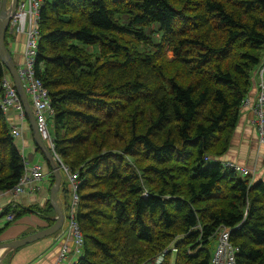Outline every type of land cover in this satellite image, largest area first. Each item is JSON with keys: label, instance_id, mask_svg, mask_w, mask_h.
<instances>
[{"label": "trees", "instance_id": "1", "mask_svg": "<svg viewBox=\"0 0 264 264\" xmlns=\"http://www.w3.org/2000/svg\"><path fill=\"white\" fill-rule=\"evenodd\" d=\"M38 29L35 77L78 182L72 264H144L165 249L161 264H210L221 227L236 264H264V179L216 160L264 53V0H43ZM24 164L0 110V192ZM59 190L67 214V178ZM51 208L18 205L11 221Z\"/></svg>", "mask_w": 264, "mask_h": 264}, {"label": "built area", "instance_id": "2", "mask_svg": "<svg viewBox=\"0 0 264 264\" xmlns=\"http://www.w3.org/2000/svg\"><path fill=\"white\" fill-rule=\"evenodd\" d=\"M42 4L43 0H17L14 14L10 18L7 31L9 30L11 33L25 35L23 62L16 67L17 73L26 96L30 99L29 103L34 113L37 131L50 150L59 169L65 173L70 185L71 195L69 209L66 214V232L72 235L73 247L69 250L67 244H63L56 261L53 263L66 264L65 259L68 253L79 256L82 251V236L75 219V212L79 199L77 194L78 182L76 180V173H70L68 167L61 162L58 154L55 152L54 138L50 130V121L54 115V108L48 97L47 89L41 80L35 77L38 40L40 38L38 18ZM253 79L254 94L248 93L242 99L240 109L248 114L249 123L254 128L257 148H264V53L253 71ZM0 110L6 117L12 137H22L21 125L9 122L6 115L9 110H15L20 123L26 120L19 96L11 77L7 73L3 75L0 81ZM256 155L257 158L264 163V152L261 153L258 151ZM216 160L220 161L219 158ZM221 162L223 165L239 174L242 178H249L250 181H254L261 177L258 173V168H248L233 161ZM43 177L44 174L39 164H33L31 166L26 163L24 164L23 174L19 177L18 181L10 189L0 192V195L6 193L11 195V200L8 201L6 205L0 204V216H2L5 221H11L13 219L14 214L12 209L19 205L15 199L17 195L24 193L26 189H34L33 183L39 182ZM8 205L11 208L10 212L2 215L5 207ZM62 231L61 229L59 232ZM229 236L230 229L226 227H221L215 233V247L211 255L210 264H236V255L239 247L231 242ZM171 251H174V249ZM166 252L167 249L163 250V252L157 255L153 260L144 264H161Z\"/></svg>", "mask_w": 264, "mask_h": 264}, {"label": "crops", "instance_id": "3", "mask_svg": "<svg viewBox=\"0 0 264 264\" xmlns=\"http://www.w3.org/2000/svg\"><path fill=\"white\" fill-rule=\"evenodd\" d=\"M9 1L10 0H7V5L9 4ZM24 43V34L11 33L9 30L5 34V46L7 47L11 57L13 58L16 67L23 62ZM252 89L253 88H251V90ZM252 94H254V90ZM6 115L9 122L21 125L22 137L14 138L15 144L21 152V155L27 156V158H25V161H31V163L39 164L44 174V177L39 182L33 183L34 189H26L24 193L17 195L15 199L21 207H26L34 204L41 208L45 204L46 200L49 199L50 179L48 174V164L46 163L42 154L36 150L27 120H24L22 123H20L17 117V112L15 110H9ZM242 117L243 115L239 116V120L228 151L219 159L223 162L233 161L250 168L256 154L254 153L256 149V144L254 142L255 133L252 127L247 123L245 118ZM60 171L61 169H59V173ZM62 174H64V177L66 178L65 173L63 172ZM62 174H60L61 182L63 181ZM59 189L57 192V202L59 203L64 215V220L61 228L63 231L51 236L38 239L27 245H23L22 247H19L15 251H13V253L10 251L12 253V256L9 259L8 256L10 252H2V254L0 255V264H53L56 261L60 248L63 244H67L69 250L73 247L72 235L66 232L67 220L64 210V199ZM10 200V194L6 193L0 195L1 205H6ZM31 213L35 212H30L27 214ZM54 217L55 213L52 208L48 210L44 216H40V218H37L34 215L25 216L18 220L19 223L12 230H10L9 235L0 239V242L18 239L27 234L40 230L48 226V221H52ZM2 219L3 218L0 217V221H2ZM4 222L6 221L4 220ZM74 257L75 255L68 253L65 259V263L72 264L73 262H75Z\"/></svg>", "mask_w": 264, "mask_h": 264}, {"label": "water", "instance_id": "4", "mask_svg": "<svg viewBox=\"0 0 264 264\" xmlns=\"http://www.w3.org/2000/svg\"><path fill=\"white\" fill-rule=\"evenodd\" d=\"M17 0H10L7 5V0H0V60L4 67H6L9 76L13 82V85L16 89V92L19 96L21 105L23 107L26 120L29 125V129L32 133V139L35 144V147L42 154L46 163L48 164L49 169L53 174V183L49 188V202L55 213L52 224L25 235L24 237L0 242V250L10 252L15 251L20 246L34 242L38 239L57 234L61 228L64 220V215L61 210L59 203L57 202V192L61 183V176L59 173V167L56 161L53 159L52 154L48 147L45 145L41 139L38 131L36 120L32 107L28 101L25 90L17 73L16 64L14 63L13 58L11 57L7 47L5 46V32L7 30L11 16L14 14L15 6Z\"/></svg>", "mask_w": 264, "mask_h": 264}, {"label": "rangeland", "instance_id": "5", "mask_svg": "<svg viewBox=\"0 0 264 264\" xmlns=\"http://www.w3.org/2000/svg\"><path fill=\"white\" fill-rule=\"evenodd\" d=\"M95 49V47H89V50L90 51H93ZM5 68V73L7 72V69H6V67H4ZM7 74H8V72H7ZM253 81H254V79H253ZM253 84V83H252ZM251 88H253V85H252V87ZM251 88H250V90H251ZM253 92V89L249 92V93H252ZM29 100V102H30V99H28ZM240 115H243V117L242 118H245V120L247 121V123L250 125V123H249V119H248V114L245 112V111H242L241 109L239 110V116ZM50 125H51V121H50ZM251 126V125H250ZM252 127V126H251ZM252 129L254 130V128L252 127ZM50 130H51V127H50ZM234 132H235V130L233 131V134H234ZM233 134H232V136H231V139H230V143H231V140H232V137H233ZM254 142H255V144H256V140H254ZM230 146V145H229ZM258 151H260L261 153H263L264 152V148L263 147H258L257 148V144H256V149H255V152L254 153H256V152H258ZM24 159L25 158H27V156H22ZM255 159H253V161H252V166L250 167V168H252V167H255V168H258L259 170V175L262 177V179H264V163H262L261 162V160L259 159V158H257V155L255 154ZM25 163L26 164H28L29 166H31V165H33V164H36V163H31V161H25ZM63 172H62V170L60 171V174H62ZM237 174V173H236ZM63 175V180H65V177H64V174H62ZM237 176L239 177V178H241L240 177V175L239 174H237ZM258 177V176H257ZM37 212H35V213H31V214H25V215H23V216H21V217H17V218H15L13 221H11L5 228H4V230L0 233V239H2V238H4V237H6L7 235H9L10 234V230H12L18 223H19V221L18 220H20L21 218H23V217H25V216H30V215H34L35 217H37V218H40V216H39V214L37 213ZM4 220L2 219V221H0V227H3V225H4ZM24 237V236H23ZM14 240V239H13ZM29 244V243H28ZM25 245H27V244H25ZM20 247H22V246H20ZM78 256V255H77ZM77 256H75L74 257V259H75V261L77 260V258L79 257H77Z\"/></svg>", "mask_w": 264, "mask_h": 264}, {"label": "bare ground", "instance_id": "6", "mask_svg": "<svg viewBox=\"0 0 264 264\" xmlns=\"http://www.w3.org/2000/svg\"><path fill=\"white\" fill-rule=\"evenodd\" d=\"M3 250H0V255L2 254ZM83 253V252H82Z\"/></svg>", "mask_w": 264, "mask_h": 264}]
</instances>
